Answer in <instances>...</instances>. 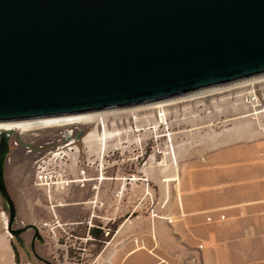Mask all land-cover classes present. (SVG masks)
I'll return each instance as SVG.
<instances>
[{
	"label": "water",
	"instance_id": "water-1",
	"mask_svg": "<svg viewBox=\"0 0 264 264\" xmlns=\"http://www.w3.org/2000/svg\"><path fill=\"white\" fill-rule=\"evenodd\" d=\"M262 75L264 0H0V122L140 106ZM12 133L0 132L7 230L21 245L34 230L45 260L39 226H16Z\"/></svg>",
	"mask_w": 264,
	"mask_h": 264
},
{
	"label": "crops",
	"instance_id": "crops-1",
	"mask_svg": "<svg viewBox=\"0 0 264 264\" xmlns=\"http://www.w3.org/2000/svg\"><path fill=\"white\" fill-rule=\"evenodd\" d=\"M250 124L210 131L203 145L197 127L173 131L186 138L177 142L175 160H151L141 169L130 157L116 166L115 149L126 156L128 144L110 145L108 138L94 173L100 179L75 183L53 204L70 237L101 245L92 259L71 263L237 264L241 247L252 261L254 244L264 242V136L254 140Z\"/></svg>",
	"mask_w": 264,
	"mask_h": 264
},
{
	"label": "rangeland",
	"instance_id": "rangeland-1",
	"mask_svg": "<svg viewBox=\"0 0 264 264\" xmlns=\"http://www.w3.org/2000/svg\"><path fill=\"white\" fill-rule=\"evenodd\" d=\"M256 79L238 85H227L224 88L203 94H195L196 96L165 100L161 105L166 110V123L161 126L164 127L167 124L171 131L197 127L201 133V135L199 134L200 138L203 137V140L199 139L198 143L203 145L207 133L210 131H223L231 126H245L252 122L250 125L256 131L252 136L254 140L260 141L261 137L264 136V76ZM156 104L135 106L136 108L133 106L132 109L130 107L117 109V111L104 114L101 120H94L90 124L78 123L43 127L12 133L11 151L6 162L5 176L17 207L16 226L22 227L29 223L39 226L43 241L40 240V250L36 246V251L40 257L54 264H72V260L75 259L80 262L92 259V254L101 248L98 242L92 245L90 242L70 237L71 231L67 227L63 229V226L59 227V225L55 228L57 236L52 232L56 222H59L58 218L53 216V204L60 191L48 190L47 187L36 185L35 173L37 161L54 147L53 142H55L56 135L74 127L84 129L86 136L79 141L76 150H66L67 154L63 157V161L69 163L74 158L81 161L90 158L95 163L94 166L99 169L102 163L101 156L105 151L108 138L110 145L122 147V145H129L132 142L133 135L128 130L130 126L135 128L137 125L141 132L148 131L152 125L157 126L155 122L157 117ZM131 110L137 111L140 115L136 125L131 120ZM257 110H262V113L253 114L251 119L250 116H245ZM148 114L150 117L143 118ZM121 131L126 133H121ZM181 135L177 138L175 136L176 144L185 138L184 135ZM240 142L243 143L245 140ZM137 143L138 141L134 142L132 148L137 149L138 146V150H140ZM122 153L121 149H115L112 160L116 166L123 165V161L132 156V152L128 149H126V156ZM149 153L150 151L147 155ZM164 159L163 154L158 152L154 160L147 158L148 162L143 165L144 160L140 157L136 163L137 167L141 169L148 165L151 160L162 162ZM104 163L106 164V162ZM64 214L67 216L68 212ZM8 217L9 211L0 193V264H26V259H24L26 255L32 256L29 258L31 261L48 264L34 254L30 243L34 230L22 235L25 237V245H21L18 239L7 230ZM59 224L63 225L62 222ZM59 228H62L60 229L61 235ZM14 246L19 251V261H16ZM238 250L240 251L237 254V264H264V242L254 244L251 255L252 261H249L248 253H244V247ZM73 257L75 259H71ZM225 257L227 258V255Z\"/></svg>",
	"mask_w": 264,
	"mask_h": 264
},
{
	"label": "built area",
	"instance_id": "built-area-1",
	"mask_svg": "<svg viewBox=\"0 0 264 264\" xmlns=\"http://www.w3.org/2000/svg\"><path fill=\"white\" fill-rule=\"evenodd\" d=\"M161 104L162 103L156 104L157 117L155 122L157 126L152 125V127H149L148 131L144 132H141V129L136 125L140 115L135 110L130 111L131 120L135 122L136 126L135 128L130 126L128 129L131 135H133V139H131L132 142L129 143L127 149L132 152V156H129L130 159L138 162L141 157V159L144 160L143 165L146 164L150 158L154 160L158 152L163 154V158L169 157L175 160V135L167 124L164 127L161 126L163 123H166V110ZM148 117H150V114L143 116V118ZM77 128L78 127L67 129L56 135L55 142H53L54 147L37 161L35 173L36 185L47 187L48 190L56 189L62 192L68 190L75 183L85 186L88 182L96 178L100 179L101 176H96L94 173L101 171L103 163H101L98 169V167L94 166L95 163L90 158H86L83 161L74 158L69 163L63 161V157L67 154L66 150H76L77 146L74 143L65 144L64 137L66 135L70 136ZM136 141H138L137 144H139L140 150H138V146L137 149L132 148ZM60 146L61 148H59ZM135 151L138 152L133 153ZM148 151H150V153L147 155ZM132 178H134V176H132ZM93 187H96V184H93ZM154 214L156 215L157 213ZM46 225H48V223H46ZM59 225L57 221L52 228V232L55 236H57V232L54 229ZM26 264H31V262H27Z\"/></svg>",
	"mask_w": 264,
	"mask_h": 264
},
{
	"label": "bare ground",
	"instance_id": "bare-ground-1",
	"mask_svg": "<svg viewBox=\"0 0 264 264\" xmlns=\"http://www.w3.org/2000/svg\"><path fill=\"white\" fill-rule=\"evenodd\" d=\"M263 76L264 75L258 76L255 78H251V79H247L244 81L232 83L229 85H232V86L238 85L240 83L253 81L256 78L258 79V78L263 77ZM225 86H227V85H225ZM225 86L211 88V89L200 91L197 93H193V94H189V95H185V96H181V97H177V98H173V99H168V101L183 98V97H188V96H194L195 94H203L206 92H210V91H214L217 89L224 88ZM163 102H165V100L159 101V102H154V103H149V104H144V105L148 106V105H153L156 103H163ZM130 108L132 109V107H130ZM134 108H136V107L134 106ZM113 111H117V109L116 110L101 111V112H92V113H84V114H77V115H69V116L50 117V118H41V119H32V120H23V121L0 122V132L1 131H12L14 133L16 131L17 132H24L27 130L39 129V128H43V127L73 125V124H78V123H83V124L89 123L90 124V122H94V120H101V118L104 114L109 113V112H113Z\"/></svg>",
	"mask_w": 264,
	"mask_h": 264
},
{
	"label": "flooded vegetation",
	"instance_id": "flooded-vegetation-1",
	"mask_svg": "<svg viewBox=\"0 0 264 264\" xmlns=\"http://www.w3.org/2000/svg\"><path fill=\"white\" fill-rule=\"evenodd\" d=\"M81 130L84 132V134H86V131L82 128H77L73 131V133L70 136H65L64 137V143L68 144V143H74V144H78L79 141L81 139H78V135L80 134ZM86 136V135H85ZM48 153V152H47ZM31 231V230H30ZM25 238V237H24Z\"/></svg>",
	"mask_w": 264,
	"mask_h": 264
},
{
	"label": "trees",
	"instance_id": "trees-1",
	"mask_svg": "<svg viewBox=\"0 0 264 264\" xmlns=\"http://www.w3.org/2000/svg\"><path fill=\"white\" fill-rule=\"evenodd\" d=\"M8 209V208H7ZM14 251H15V258H16V261H19V251L18 249L14 246Z\"/></svg>",
	"mask_w": 264,
	"mask_h": 264
}]
</instances>
